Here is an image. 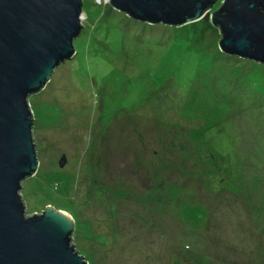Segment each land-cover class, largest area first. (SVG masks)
Returning a JSON list of instances; mask_svg holds the SVG:
<instances>
[{"label":"rangeland","instance_id":"1","mask_svg":"<svg viewBox=\"0 0 264 264\" xmlns=\"http://www.w3.org/2000/svg\"><path fill=\"white\" fill-rule=\"evenodd\" d=\"M109 2L83 0L76 57L30 98L28 215L70 214L89 264H264V65Z\"/></svg>","mask_w":264,"mask_h":264},{"label":"water","instance_id":"2","mask_svg":"<svg viewBox=\"0 0 264 264\" xmlns=\"http://www.w3.org/2000/svg\"><path fill=\"white\" fill-rule=\"evenodd\" d=\"M109 1L153 27L210 22L224 55L264 65V0ZM83 7V0H0V264H89L73 243L75 219L53 206L28 215L21 193L39 169L30 98L76 57Z\"/></svg>","mask_w":264,"mask_h":264},{"label":"trees","instance_id":"3","mask_svg":"<svg viewBox=\"0 0 264 264\" xmlns=\"http://www.w3.org/2000/svg\"><path fill=\"white\" fill-rule=\"evenodd\" d=\"M126 16V15H125ZM127 17V16H126ZM128 18V17H127ZM133 21V20H132ZM186 151V149H182L181 148V152L182 153H184ZM63 177H61V178H59V182H60V180L62 179ZM207 179V178H206ZM189 182H193L192 180H188ZM182 188V187H181ZM183 189H185V188H183ZM218 197H222V196H218ZM200 200H201V198H200ZM191 201H194V199H192ZM196 201V200H195ZM206 208V207H205ZM232 217V216H231ZM232 218H234V217H232Z\"/></svg>","mask_w":264,"mask_h":264}]
</instances>
